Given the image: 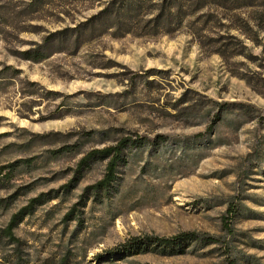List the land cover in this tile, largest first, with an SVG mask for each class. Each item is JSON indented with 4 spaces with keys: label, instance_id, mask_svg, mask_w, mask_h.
Here are the masks:
<instances>
[{
    "label": "rangeland",
    "instance_id": "rangeland-1",
    "mask_svg": "<svg viewBox=\"0 0 264 264\" xmlns=\"http://www.w3.org/2000/svg\"><path fill=\"white\" fill-rule=\"evenodd\" d=\"M39 197L34 264H264V0H0V227ZM190 232L218 242L119 252Z\"/></svg>",
    "mask_w": 264,
    "mask_h": 264
},
{
    "label": "trees",
    "instance_id": "trees-1",
    "mask_svg": "<svg viewBox=\"0 0 264 264\" xmlns=\"http://www.w3.org/2000/svg\"><path fill=\"white\" fill-rule=\"evenodd\" d=\"M144 142V138L136 141L130 138H122L115 145L100 150H93L80 160L77 173H81V175L96 162L106 163L103 179L97 184L88 187L86 194L82 197L85 205L89 201L90 192L96 191L100 195L112 187L118 178L120 169L127 163L126 152L128 149L132 146H139ZM41 199L40 197L33 199L30 206L21 209L11 217L6 226L0 227V264H34L30 244L18 236L17 231L26 218L32 214L35 205L40 203ZM229 232L231 233L232 230H229ZM193 242L212 245L216 244L218 240L195 232L182 233L173 237L147 235L128 240L120 247L119 252L146 254L168 253L169 251V253H175L177 251H184V245ZM42 264H71V260L68 255L58 261L53 257H48L45 258Z\"/></svg>",
    "mask_w": 264,
    "mask_h": 264
}]
</instances>
